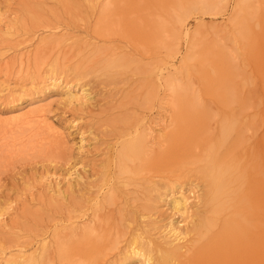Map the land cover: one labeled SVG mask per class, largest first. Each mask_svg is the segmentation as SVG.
Here are the masks:
<instances>
[{
	"label": "bare ground",
	"instance_id": "6f19581e",
	"mask_svg": "<svg viewBox=\"0 0 264 264\" xmlns=\"http://www.w3.org/2000/svg\"><path fill=\"white\" fill-rule=\"evenodd\" d=\"M229 2L83 0L85 12L63 16L58 26L40 23L42 46L19 55L18 65H42L39 53L57 49L46 63L55 73L67 62L62 57L70 56L72 74L67 68L50 77L46 89L56 79L80 83L88 73L102 81L97 72L104 71L107 81L126 82L127 99L122 121L115 119L120 125L108 120L115 139L82 198L73 200L58 227L0 235V264H264V0H236L230 24L208 32L198 28L175 63L182 23L195 10L219 16ZM60 27L66 31L57 37ZM12 58L4 65L10 70L18 56ZM32 92L22 95L28 99ZM46 109H12L6 124L0 123V180L20 158L52 163L58 157L50 151L63 138L51 132ZM188 183L200 191L192 215L190 196L182 190ZM160 184L168 187L164 194L185 225L161 227L152 220L155 207L135 204V190H158Z\"/></svg>",
	"mask_w": 264,
	"mask_h": 264
},
{
	"label": "rangeland",
	"instance_id": "374dc122",
	"mask_svg": "<svg viewBox=\"0 0 264 264\" xmlns=\"http://www.w3.org/2000/svg\"><path fill=\"white\" fill-rule=\"evenodd\" d=\"M71 1L72 0H0V66L3 65V68H0L1 126L2 124L4 125V119L12 115V109H16L18 112L33 113L39 111V108L40 110L47 108V122H50L49 124L52 125L54 129L51 132L53 133L54 131V134H61L59 137L61 139L63 138L61 142L58 140L57 145H55V147L50 151L53 154H58V157L53 159L54 163H51V160L42 159L40 157H37L36 159H28L27 161L25 160L26 157H24L18 159L19 162L17 161V165H13L14 169H11V166L8 169L9 171H5V173L1 176L0 184H3L4 186H1L2 189L0 188L1 191L3 190V193H0V235H4V237L8 235L10 236V233H14L16 231H22L23 229H30V233L42 232V229L46 227V224L57 226L58 223L56 221H58L65 212H69V209L71 208L70 204L73 200L77 201L78 199H81L83 191L88 190L89 181H92L95 178L93 173L95 171L99 172L102 170L104 155L110 146L109 144H111L114 141L113 139H115L112 134H109V130H111L110 128H112L115 124L120 125V118L122 121L123 116L120 115L123 110L122 105L127 99L125 98L126 96H124V91V94L122 93V90H124L127 86L125 84L126 82H119L120 84L111 83L107 81V77H104L106 75L104 71L101 73H98V71L97 75H101L100 77L103 78L102 81H99V78L95 76L96 74L90 75V73H88L89 75H87L85 80H82L80 83H77L76 81H69V79H56V83L54 84L55 86L53 85V87H47L46 89L45 87L50 81V77L57 78L58 74H64L65 72H68V70H70L69 74H72L70 73L72 72L70 66H72L71 63L74 61L73 59L69 60V55H71L69 52V55L66 54V56H69L68 58L62 57L63 63L67 61V65H65L66 63L62 64V66L64 65L63 67L66 68L60 67L59 70L57 69L55 71V73H53V71L49 68L50 64L48 65L46 61H50L49 59L57 54V49H48L43 51L45 57L42 53H39L40 60L43 61H41L42 65L40 64L37 65L38 67L36 66L37 69L31 61H29V64L18 65L21 59L19 58V55L22 54L26 56L27 50H32L35 46H42L38 38L39 36L41 37L45 35V33L40 32L41 29H44V26H46L45 24L56 23L58 26L62 20H64L66 15L74 16L75 13L77 14L81 10L85 12L86 4H83V0ZM235 4L236 0H230L227 9L219 16L211 13L204 14L202 12H196L197 10L192 12V15L189 16L184 23H182V38L179 47V51L181 52L178 53L175 63L179 64L181 56L188 48L187 44L192 40L193 34L198 32V28L200 29L202 27L200 29L201 31H204L205 29V31L208 32L213 30V25L215 24H230L227 18ZM75 5H78L80 9ZM44 19L47 20L43 22ZM24 22H27V24L25 23L24 25ZM30 23H33L34 25L29 26ZM40 23L44 26L41 27ZM22 24L25 27L29 26V28H27L29 31L24 30V28H22ZM36 25L38 26V29L35 28ZM56 31L57 34L54 32V35H57L58 37V35L61 36V34H63L66 30L63 27H60ZM83 33L84 32L79 34L82 35ZM29 35L34 38L32 39ZM28 37L31 39L27 41ZM18 41L19 43L23 42V44L19 45ZM16 42L17 47H15ZM16 56H18V58L14 60L16 61V65H14L11 70L4 66L7 65L5 61L8 62L10 59H13L12 57ZM25 56H23L25 59L24 62L27 60ZM20 66L22 67L20 68ZM103 74L104 76H102ZM256 76L258 79L260 78L258 73ZM261 83L262 80L260 78L259 86L263 90ZM39 86H41V89L45 88V90L43 89L45 92L43 90L40 91ZM35 88L39 91V93ZM67 89H69V91L71 90V94L67 91ZM23 90L34 92H32V94L29 93L30 95L25 94L26 96H30V98L25 99L24 95H22L24 93ZM19 95H21L22 102L16 103L17 100L20 99L14 100V97L18 96L17 98H19ZM71 95L73 96L71 97ZM109 115L111 116L109 117ZM116 117H120L117 119L118 122L115 120ZM101 118L108 119L102 120L105 122H101ZM108 120L110 123L113 122V125L111 124L112 126L110 127H108ZM103 123L105 126H101ZM107 123L108 125L106 126ZM62 144H64V146ZM59 156L63 159L61 160ZM5 168H7V165ZM83 184H85L86 187L82 186ZM164 186V184H160V186L157 187L158 190H152V187L147 188L146 185V188L142 187L139 191L135 190L134 196L137 197V200L135 198V204L144 205L145 203H149L148 205L151 206V209L152 207H155L154 211L152 209V215H154H151L154 218L152 220H155V222L157 221V225L159 223L161 227H166L167 225L169 227V223L171 221L177 222L179 225H185V216H182L180 213H177L172 209V205L168 200L169 198L164 194L165 192L167 193L168 187ZM193 186V183L192 185L188 183L187 185H184L183 188L181 187L183 192L190 196L191 205L189 214L191 215L198 207L197 205L199 200L197 195L200 194V191H198L199 187L193 188ZM165 189L167 191H165ZM93 190H91V193H86L92 194ZM191 190H194V192H191ZM3 194L7 195L4 196ZM38 224L45 225L42 227ZM51 233L53 232H50L49 230V237L52 235ZM43 236H46L48 241H50L47 234ZM118 264L126 263H122L120 260V263L118 261ZM130 264L138 263L137 261H134Z\"/></svg>",
	"mask_w": 264,
	"mask_h": 264
}]
</instances>
